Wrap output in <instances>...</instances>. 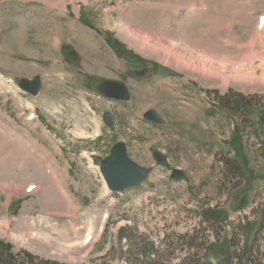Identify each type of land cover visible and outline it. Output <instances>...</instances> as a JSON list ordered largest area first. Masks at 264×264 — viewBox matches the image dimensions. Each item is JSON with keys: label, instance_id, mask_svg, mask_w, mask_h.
I'll return each instance as SVG.
<instances>
[{"label": "rangeland", "instance_id": "1", "mask_svg": "<svg viewBox=\"0 0 264 264\" xmlns=\"http://www.w3.org/2000/svg\"><path fill=\"white\" fill-rule=\"evenodd\" d=\"M261 14L264 0L0 1V119L6 121L0 124V239L14 252L63 264H134L127 252L142 237L165 263L179 264L193 251L180 248L182 237L198 232L197 244L204 237L234 257L255 241L264 264ZM157 64L175 73L156 74ZM34 76L42 79L37 96L18 87L20 78ZM97 76L124 80L131 99L91 90ZM229 91L237 104L239 95L258 101L239 112L218 98ZM150 108L162 124L143 118ZM105 111L115 117L113 129L102 120ZM6 126L34 143L21 145L3 133ZM116 141L152 169L146 181L119 193L99 168ZM153 150L168 155L165 167ZM226 163L243 171L223 175ZM173 168L186 177L172 180ZM56 181L69 196L67 206L46 202L47 194L58 196ZM31 183L47 193L27 192ZM206 209L215 210L210 219L219 213L221 225L203 215ZM64 227L70 230L65 240L53 231ZM166 244L178 247L172 259Z\"/></svg>", "mask_w": 264, "mask_h": 264}, {"label": "water", "instance_id": "2", "mask_svg": "<svg viewBox=\"0 0 264 264\" xmlns=\"http://www.w3.org/2000/svg\"><path fill=\"white\" fill-rule=\"evenodd\" d=\"M156 72L159 74H169L174 71L171 68L159 65ZM19 86L23 90L37 95L41 88L40 78L35 77L32 80L22 78L19 81ZM91 87L107 97L120 100L130 99L128 87L123 81L97 77L93 80ZM258 116L264 124V109L258 113ZM144 117L155 123L163 122L159 113L154 109L145 112ZM104 121L108 127H114V119L109 112L104 114ZM152 154L159 164L167 163V154L159 150H154ZM100 170L107 186L113 192H123L128 188L138 186L142 181L147 179L150 173L148 167L142 166L131 159L127 144L124 141H118L112 145L110 153L100 162ZM183 176L184 172L181 169H174L171 175L174 180H179ZM230 254L228 249L217 247L207 256L205 264H229Z\"/></svg>", "mask_w": 264, "mask_h": 264}, {"label": "trees", "instance_id": "3", "mask_svg": "<svg viewBox=\"0 0 264 264\" xmlns=\"http://www.w3.org/2000/svg\"><path fill=\"white\" fill-rule=\"evenodd\" d=\"M229 95L230 94L226 95V97H223L222 99H228L227 101L230 102V104L236 105L235 107L237 109H239L240 107L239 110H241L243 107L247 108L248 110V108L252 107L254 103L258 101V100L255 101L257 96L244 97L242 95L241 96L239 95L241 101L239 102V104H237L236 98H232L231 97L232 94L230 96ZM240 170L241 168H239L238 166L237 168L233 166L230 168L232 174L235 172L236 173L240 172ZM212 211L213 209L203 210V215L210 219V217H212L210 214L215 213V210L214 212ZM210 222L211 223L214 222V224L221 225L219 213L213 215V219H210ZM245 226L246 224H240L237 228L243 231V228ZM197 234L198 232H196L195 235L194 234L189 236L185 235L187 238L182 237V246L180 248L184 250L185 249L184 247H186L188 249L189 248L193 249V251L192 253H189L187 256L183 257L179 264H205V257L207 253L214 248V245L212 243L208 244L207 240L204 237L202 238L203 242L197 244L195 241V238H197ZM121 236L124 237L125 235L121 234ZM140 238H141L140 241L136 240L135 244L131 247L129 252H127V254H129V256L134 259L133 262L134 264H136L137 262L140 264H169L168 262L165 263L163 259V254L159 253L158 250L155 249V246L152 242L146 241L145 239H142V237ZM171 247H172L171 245L166 244V248H165V255L167 254L170 258H171V254H173V251L175 252L176 249H178L177 246L173 247L172 248L173 250L171 249ZM194 249H196V251ZM259 255H261V251L259 247L256 245L255 241H252L251 243L247 242L242 252L241 253L238 252L236 254V257L237 260L239 261L238 264H241V261L243 260L247 261L248 264H261L257 260L259 258ZM139 256L145 257L147 260H145L144 258L142 260H139ZM0 264H63V263L42 259L37 255H34L33 253L23 249L14 252L13 245L9 241L5 239H0Z\"/></svg>", "mask_w": 264, "mask_h": 264}, {"label": "bare ground", "instance_id": "4", "mask_svg": "<svg viewBox=\"0 0 264 264\" xmlns=\"http://www.w3.org/2000/svg\"><path fill=\"white\" fill-rule=\"evenodd\" d=\"M60 9V8H59ZM64 10V9H63ZM66 16V15H65ZM130 35V34H129ZM147 43V42H146ZM138 47H139V45H138ZM31 123H33V122H31ZM35 124V123H34ZM33 124V125H34ZM37 125V124H36ZM48 138H50V137H48ZM37 141V140H36ZM54 144V143H53ZM57 149H58V147H57ZM40 155V154H39ZM39 155H37V157H39ZM46 156V155H45ZM42 157V156H41ZM43 159V158H42ZM45 160H46V158H44L43 159V162L45 163ZM50 162V161H49ZM50 164H52L51 162H50ZM44 168H45V172L51 177V178H55V172H57V171H55L54 172V170L53 169H50L51 167H49L47 164H45V166H44ZM48 171H49V173H48ZM56 183V185L53 187L54 189H55V191L57 192V195L58 196H56V195H46L45 196V198H46V202H48V205H51V206H55V207H59V205H64V203H65V206H67V204H66V202L65 201H67V200H69V196H68V194L66 193V191L64 190V188L60 185V184H58V182L56 181L55 182ZM29 185H33V189H32V191H37L40 187V185L39 184H34V183H31V184H28V186ZM27 186V187H28ZM17 190V189H16ZM38 191H40V192H44L45 194L47 193L46 192V189H40V190H38ZM61 202V203H60ZM49 207V206H48ZM44 220V219H43ZM45 222H47L48 223V220H44ZM20 225L21 226H23V227H25L26 229H29V230H38L39 232H43L46 228H43V227H41V226H39L38 224H37V226L36 225H29V226H31V227H28V225L24 222V221H21L20 222ZM65 228H67V227H64L63 229H61V230H58V229H54L53 231H55V230H57L58 231V234L61 236V237H64V240H65V238H67L68 237V232L70 231L68 228L67 229H65ZM46 231V230H45ZM52 231V232H53ZM61 237H59V239H62ZM76 240V239H75ZM74 242V241H73Z\"/></svg>", "mask_w": 264, "mask_h": 264}, {"label": "flooded vegetation", "instance_id": "5", "mask_svg": "<svg viewBox=\"0 0 264 264\" xmlns=\"http://www.w3.org/2000/svg\"><path fill=\"white\" fill-rule=\"evenodd\" d=\"M226 165H227V169L224 170V171H222L221 174H223V175H229L230 176V165L228 163H226ZM226 171H227V173H226ZM224 179L225 180L223 181V184L224 183H227V181H228V178L226 176H224Z\"/></svg>", "mask_w": 264, "mask_h": 264}]
</instances>
